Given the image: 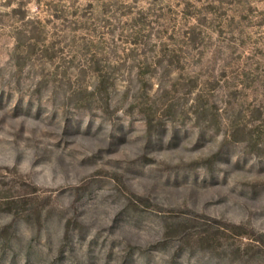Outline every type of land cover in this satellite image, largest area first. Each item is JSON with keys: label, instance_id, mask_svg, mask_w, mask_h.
Here are the masks:
<instances>
[{"label": "rangeland", "instance_id": "rangeland-1", "mask_svg": "<svg viewBox=\"0 0 264 264\" xmlns=\"http://www.w3.org/2000/svg\"><path fill=\"white\" fill-rule=\"evenodd\" d=\"M0 264H264V0H0Z\"/></svg>", "mask_w": 264, "mask_h": 264}]
</instances>
